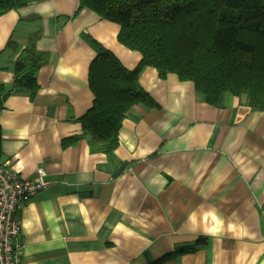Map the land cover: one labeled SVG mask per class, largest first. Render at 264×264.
<instances>
[{
    "label": "crops",
    "instance_id": "obj_1",
    "mask_svg": "<svg viewBox=\"0 0 264 264\" xmlns=\"http://www.w3.org/2000/svg\"><path fill=\"white\" fill-rule=\"evenodd\" d=\"M79 5L33 0L0 16V85L32 33L49 58L36 95L12 93L0 111L1 162L53 182L21 210L23 264H152L201 237L163 264H264V111L229 92L212 105L194 81L147 66L140 84L156 104L128 112L112 155L94 149L79 120L95 98L88 36L129 69L142 54Z\"/></svg>",
    "mask_w": 264,
    "mask_h": 264
},
{
    "label": "trees",
    "instance_id": "obj_2",
    "mask_svg": "<svg viewBox=\"0 0 264 264\" xmlns=\"http://www.w3.org/2000/svg\"><path fill=\"white\" fill-rule=\"evenodd\" d=\"M32 1L0 0V16ZM79 1L78 10L88 8L100 19L118 23V40L142 54L137 67L129 69L113 51L88 36L97 51L89 68L95 98L79 120L94 149L99 146L112 155L128 112L137 104H156L140 84V74L147 66L155 67L162 78L176 73L181 80L194 81L212 105H218L229 92L246 95L250 107L264 111V0ZM40 37L41 32L32 33L15 60L12 86L0 85V111L10 94L25 92L33 98L38 92L36 73L49 59L37 50ZM17 45L12 36L6 49ZM1 141L0 128V158ZM206 243L201 237L152 264H163Z\"/></svg>",
    "mask_w": 264,
    "mask_h": 264
},
{
    "label": "built area",
    "instance_id": "obj_3",
    "mask_svg": "<svg viewBox=\"0 0 264 264\" xmlns=\"http://www.w3.org/2000/svg\"><path fill=\"white\" fill-rule=\"evenodd\" d=\"M44 167L33 180L22 178L9 162L0 161V264H23L20 213L38 192L53 182Z\"/></svg>",
    "mask_w": 264,
    "mask_h": 264
}]
</instances>
